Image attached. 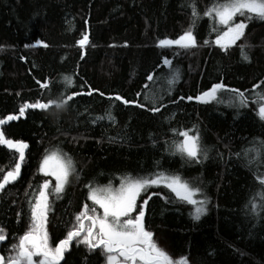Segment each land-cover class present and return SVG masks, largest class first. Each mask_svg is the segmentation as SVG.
I'll return each instance as SVG.
<instances>
[{
  "label": "trees",
  "instance_id": "trees-1",
  "mask_svg": "<svg viewBox=\"0 0 264 264\" xmlns=\"http://www.w3.org/2000/svg\"><path fill=\"white\" fill-rule=\"evenodd\" d=\"M213 2L0 0V119L16 117L0 129L27 144L19 178L0 192V229L7 237L0 254H11V245L30 226V201L45 179L47 230L58 241L83 205L92 207L87 185L116 187L125 176L164 172L199 187L197 199L207 197V204L194 219L193 205L163 185L142 192L138 202L160 194L145 205V224L160 247L186 256L189 264H264V208L250 206L260 188L254 177L258 164L249 165L243 151L264 140L256 103L257 93L264 92V19L248 20L241 39L220 48L212 18L203 15ZM193 3L200 13L192 27L196 46H160V39H175L193 23ZM85 33L89 40L81 47L77 41ZM65 76L72 77L71 85ZM45 80L49 86L42 88L38 81ZM214 83L227 87L217 99L197 102ZM231 89L248 97L247 106L239 105ZM72 91L78 95L63 108H26L19 115L24 103L59 100ZM116 95L136 103L124 104ZM181 130L199 135L197 159L174 149ZM53 151L72 160L60 193L38 169ZM17 159L0 145V179ZM61 264H104V257L74 241Z\"/></svg>",
  "mask_w": 264,
  "mask_h": 264
},
{
  "label": "snow or ice",
  "instance_id": "snow-or-ice-1",
  "mask_svg": "<svg viewBox=\"0 0 264 264\" xmlns=\"http://www.w3.org/2000/svg\"><path fill=\"white\" fill-rule=\"evenodd\" d=\"M190 7L192 8L193 23L175 39H160L158 41L160 46L176 45L185 49L196 46L192 27L200 13L196 10L194 3ZM203 15L211 17L213 20V31L217 33L214 43L227 49L236 44L244 35L248 20L264 19V0H214L212 6L207 8ZM237 17L244 19L237 20ZM217 25L223 27H217ZM88 40L89 37L85 33L77 43L83 47L88 43ZM207 42L205 41V43ZM36 43L40 44L42 41L37 40ZM244 59H248L247 55H244ZM169 63V60H164V64ZM148 79L152 80L153 76L149 74ZM64 80L67 85L73 83L71 76H65ZM38 83L42 88H47L50 82L45 80L43 83L39 81ZM226 87L222 83H214L206 91L197 95L195 99L201 102L215 100L218 98V91L226 89ZM231 92L240 106H247L248 97H245L243 92L239 89H231ZM76 95L78 93L72 91L65 93L64 97L59 100L48 99L45 102L38 99L30 104L24 103L19 109V115H23L26 108L48 109L50 106L58 109L63 108ZM115 99L122 100L124 104L136 103V101H129L119 95H116ZM187 99L191 100L193 97L189 96ZM256 103L258 104L257 115L261 120H264V92L257 93ZM139 106L144 107V105ZM150 110L159 111L156 107H152ZM108 116L114 121L115 118L110 113ZM13 119H16L13 115L6 116L4 119H0V125H3L6 120ZM172 131L175 132L176 129ZM179 135L183 139L174 142V149L189 159H197L202 151L199 135H190L188 130H181ZM0 145L15 149L19 154L14 168L4 173L3 178L0 179V190H3L6 184L15 180L20 174L21 162L24 160V150L27 144L23 140L6 138L5 132L0 131ZM243 151L249 165L258 164L254 177L260 188L254 193V198L250 200V206L253 210L257 207L264 208V172L259 171V165L264 164V140H260L258 146ZM237 155L240 154L237 153ZM39 171L55 178L53 191L60 193L64 190L69 175L73 171L72 160L63 153L53 151L44 155ZM157 185H163L178 199L193 205V211L190 214L194 219H199L201 214L206 211L207 197L200 200L195 198L202 190L191 185L178 174L166 175L164 172H159L143 177L125 176L121 178L116 187H113L111 182L106 186L87 185L86 199L92 202V207L90 208L88 204L83 205L82 210L74 217L75 223L64 237L58 241H51L47 230L49 193L46 190L49 188V180L45 179L39 185V190L34 196L35 202L30 201V226L18 237L17 242L11 245V254L8 256L0 254V264H61L65 258V252L70 249L74 241L84 244L89 251L99 249L104 257V264H189L186 256L174 257L160 247L154 239V233L145 224V205L151 195L160 194L151 193L149 197L143 198L139 202L137 198L149 187ZM255 198H258L259 203ZM6 239L3 229H0V241H6Z\"/></svg>",
  "mask_w": 264,
  "mask_h": 264
},
{
  "label": "water",
  "instance_id": "water-1",
  "mask_svg": "<svg viewBox=\"0 0 264 264\" xmlns=\"http://www.w3.org/2000/svg\"><path fill=\"white\" fill-rule=\"evenodd\" d=\"M171 46H173V47H179V46H176V45H171ZM217 46H219V45H217ZM233 46V45H232ZM220 47V46H219ZM221 48V47H220ZM196 100V99H195ZM197 101V100H196ZM197 102H201V101H197ZM16 119H13V120H6L5 121V123L3 124V125H0V128L2 127V126H6L9 122H11V121H15ZM0 131H2L1 129H0ZM7 150H9V151H14V152H16L15 151V149H9L6 145H3ZM26 151H27V147L25 148V150H24V153H25V155H26ZM17 153V152H16ZM17 155L19 156V154L17 153ZM25 155H24V158H25ZM21 164H22V162H21ZM19 176V175H18ZM18 176H17V178H18ZM17 178L15 179V180H17ZM15 180H12V181H10L8 184H6L5 185V188H6V186H8L9 184H11V183H13ZM4 188V189H5ZM2 190H0V192H1ZM4 241H0V244L1 243H3Z\"/></svg>",
  "mask_w": 264,
  "mask_h": 264
},
{
  "label": "rangeland",
  "instance_id": "rangeland-1",
  "mask_svg": "<svg viewBox=\"0 0 264 264\" xmlns=\"http://www.w3.org/2000/svg\"><path fill=\"white\" fill-rule=\"evenodd\" d=\"M216 44V43H215ZM217 46V45H216ZM263 46H264V44H263ZM49 153H51V152H49ZM48 153V154H49ZM43 159V158H42ZM42 161V160H41ZM41 161L39 162V166H40V163H41ZM39 169V168H38ZM40 172V171H39ZM41 173V172H40ZM42 174H44V173H42ZM45 175V174H44ZM52 179H53V181H54V184H55V178L54 177H51ZM199 195V197L201 196V193H199L198 194ZM196 199H197V195H196V197H195ZM191 205V204H190ZM98 207V206H97Z\"/></svg>",
  "mask_w": 264,
  "mask_h": 264
},
{
  "label": "bare ground",
  "instance_id": "bare-ground-1",
  "mask_svg": "<svg viewBox=\"0 0 264 264\" xmlns=\"http://www.w3.org/2000/svg\"><path fill=\"white\" fill-rule=\"evenodd\" d=\"M217 45V44H216ZM8 151V150H7ZM14 152V151H13ZM19 178V177H18ZM16 181V180H15ZM12 184V183H11ZM4 190V189H3Z\"/></svg>",
  "mask_w": 264,
  "mask_h": 264
}]
</instances>
